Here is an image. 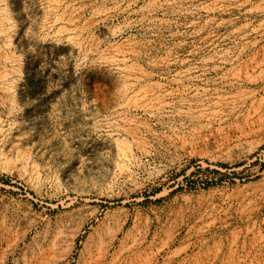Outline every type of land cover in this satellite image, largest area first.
<instances>
[{
  "label": "rangeland",
  "instance_id": "1",
  "mask_svg": "<svg viewBox=\"0 0 264 264\" xmlns=\"http://www.w3.org/2000/svg\"><path fill=\"white\" fill-rule=\"evenodd\" d=\"M0 264H264V0H0Z\"/></svg>",
  "mask_w": 264,
  "mask_h": 264
},
{
  "label": "bare ground",
  "instance_id": "2",
  "mask_svg": "<svg viewBox=\"0 0 264 264\" xmlns=\"http://www.w3.org/2000/svg\"><path fill=\"white\" fill-rule=\"evenodd\" d=\"M118 234V233H117ZM116 235V234H115Z\"/></svg>",
  "mask_w": 264,
  "mask_h": 264
}]
</instances>
